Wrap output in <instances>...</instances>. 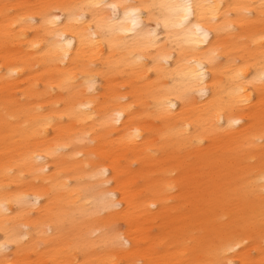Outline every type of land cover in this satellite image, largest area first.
Returning a JSON list of instances; mask_svg holds the SVG:
<instances>
[{"label": "bare ground", "instance_id": "6f19581e", "mask_svg": "<svg viewBox=\"0 0 264 264\" xmlns=\"http://www.w3.org/2000/svg\"><path fill=\"white\" fill-rule=\"evenodd\" d=\"M162 4L191 5L192 25L211 43L165 29L166 18L183 12L149 15L147 6ZM262 4L0 0V245L9 249L0 248V262L198 264L223 236L236 242L225 261L264 264L262 98L260 85L247 83L264 59ZM125 5L140 10L135 33ZM61 33L72 40L67 59ZM240 68L247 105L229 96ZM218 115L241 126L216 131L202 148H181L176 127L195 136ZM93 157L107 160L104 173ZM117 193L123 210L113 207Z\"/></svg>", "mask_w": 264, "mask_h": 264}, {"label": "snow or ice", "instance_id": "6c2138e0", "mask_svg": "<svg viewBox=\"0 0 264 264\" xmlns=\"http://www.w3.org/2000/svg\"><path fill=\"white\" fill-rule=\"evenodd\" d=\"M114 15L113 19H116L115 16V10L117 9L118 5H111ZM149 8V15L152 13V9L154 8H159L161 10H166L167 13H175L177 16H179V13L182 11L183 16L179 17L178 21H170L169 19L164 20V27L165 29H170V28H175L179 29L181 32H185L189 36H196L198 39L195 41V43H204L205 46L207 44H210L211 41H208V33L204 32L200 26L199 23L192 25V21L189 19L190 15H194L192 12V6L191 5H150L147 6ZM125 11H124V16L126 20H130V23L132 25L131 29H128L129 31H133L134 33L138 30V16L140 13V10L138 8L125 5L124 6ZM262 10H264V4L261 6ZM5 15H12L11 10L9 9L8 5H5ZM247 12L248 10L245 9ZM262 14H264V11H262ZM29 20L32 23H35V20H33L31 17H29ZM191 25V27H190ZM160 26V20L159 18L157 19V27ZM202 33V38L201 37ZM150 36L155 37L156 33L154 30H150ZM93 36H95V33H93ZM59 43L57 44V47L63 52V56L61 59H67V50L72 46V40L68 39L63 35V33L59 34L57 37ZM50 42H46L45 46H48ZM152 43H155V40L152 41ZM39 50V49H38ZM79 54V53H78ZM111 55V52L109 53ZM262 56H264V53H262ZM93 59L96 58L95 53L92 54ZM206 57L208 60L209 64H214L215 60L218 58V53L215 49H210L208 53H206ZM167 59V57H165ZM93 68L100 67V65L96 63H92L91 65ZM199 67L203 68L205 67L204 64H200ZM244 69L240 68L239 70L235 71L234 74L230 77V80L232 81L233 84H235V87L230 88L229 91V96L233 99H235V102L240 104V105H247L250 103V98L245 94V89L240 85L239 82H243L245 80L244 77ZM94 79V77H93ZM204 73H200V81L201 84L204 82ZM248 84L251 85H256L257 83L260 85V92H261V116H262V125H264V59L261 60L260 66L257 69V75L253 76L251 80L247 81ZM214 88H220L223 87L222 85H214ZM199 95L204 96L206 95V88L202 87L199 89ZM179 98V97H178ZM129 97H120L119 102L127 104ZM174 105L169 102V108H173ZM132 106L129 105V111H132ZM121 118V113L117 112L115 115L111 118L114 123H119ZM223 117L222 116H217L216 119H214L210 125V130L209 128H205V131L201 134L193 136L191 132L188 131V129L181 124L180 126L176 127L173 131L174 134L177 138V141L179 142L181 148H189V147H204L208 145L211 140L210 137L218 130H228L234 126H241V121L233 119L231 116L228 117L227 124L222 123ZM245 121L244 123H246ZM260 141L264 143V127H262L261 130V135L259 137ZM58 151L57 149H52L50 150L51 155L55 156L56 152ZM93 159L97 160V167L100 168V171L104 173L106 169L101 167V165L107 163V160L102 158V157H93ZM59 167V165H57ZM42 171L47 174L50 169H42ZM109 175L112 173L109 172ZM115 183V180L112 182ZM63 188L69 187L68 185H61ZM260 195L262 198H264V188H261ZM114 204L113 207H115L117 210H123L124 204L119 201V193L116 194V196L113 197ZM262 205H264V199H262ZM262 227H264V218H262ZM51 231V229H50ZM7 235V233H6ZM8 242H15V241H8ZM236 242L231 239H227L223 236L219 238V242H213L206 250V255L207 259H203L198 262V264H238V262H234L232 260H227L223 259V257L226 254L229 253H235L236 248L233 247L232 245L235 244ZM236 247H239L237 244ZM0 248H3L5 252L9 251V249L6 248L5 245H0ZM39 249H37L38 251ZM2 264V262H0Z\"/></svg>", "mask_w": 264, "mask_h": 264}, {"label": "rangeland", "instance_id": "374dc122", "mask_svg": "<svg viewBox=\"0 0 264 264\" xmlns=\"http://www.w3.org/2000/svg\"><path fill=\"white\" fill-rule=\"evenodd\" d=\"M225 156H227V154H225ZM133 167H137L136 164L133 165ZM228 185L230 186V184L228 183ZM202 196V195H201ZM122 226V225H121ZM124 228V227H123ZM158 230L156 229L155 232H157Z\"/></svg>", "mask_w": 264, "mask_h": 264}]
</instances>
